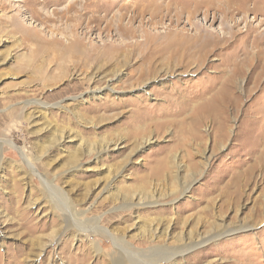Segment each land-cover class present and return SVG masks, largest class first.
<instances>
[{
  "label": "rangeland",
  "instance_id": "374dc122",
  "mask_svg": "<svg viewBox=\"0 0 264 264\" xmlns=\"http://www.w3.org/2000/svg\"><path fill=\"white\" fill-rule=\"evenodd\" d=\"M263 21L0 0V264H264Z\"/></svg>",
  "mask_w": 264,
  "mask_h": 264
},
{
  "label": "bare ground",
  "instance_id": "6f19581e",
  "mask_svg": "<svg viewBox=\"0 0 264 264\" xmlns=\"http://www.w3.org/2000/svg\"><path fill=\"white\" fill-rule=\"evenodd\" d=\"M246 2H248V0H246ZM228 8H229V7H228ZM71 9H73V8L71 7ZM231 9H232V8H231ZM229 10H230V9H229ZM235 10H236V9H235ZM235 10H234V11H235ZM237 11H239V10H237ZM255 15H258V13L255 12ZM261 15H262V14H261ZM263 22H264V21H263ZM249 27H250V26H249ZM249 30L251 31L252 29H249ZM255 41H256V40H255ZM255 41H254V42H255ZM254 44L259 48V51H258V54H257V55H258L259 57H261V58L264 57V41H263V40H262V41H256V43H254ZM81 58H82V57H81ZM90 60H92V58H90L89 56H86V57H85V56L83 55V58H82V61H84V62H83V65H81V63H76V64H75V65H76L75 67H78V68H79L80 66L83 67V68H84V67H87V66L89 65V62H88V61H90ZM258 60H259V59H258ZM257 67H258V66H257ZM261 67H262V66H261ZM101 68H102V67H100V69H101ZM84 69H85V68H84ZM100 69H99V70H100ZM224 230H225V229H224ZM239 230H240V229H239ZM225 233H226V232H225ZM225 233H224V234H225ZM222 234H223V233H222ZM218 236H220V235H217V236H215L214 238H216V237H218ZM222 236H223V235H222ZM209 240H211V239H209ZM206 242H208V240H204V241H202V243H206ZM202 243H200V244H202ZM200 244H197V245H200ZM197 245H196V246H197ZM191 248H192V247H191ZM178 253H182V252H178Z\"/></svg>",
  "mask_w": 264,
  "mask_h": 264
}]
</instances>
